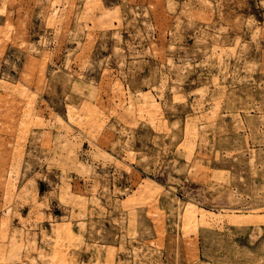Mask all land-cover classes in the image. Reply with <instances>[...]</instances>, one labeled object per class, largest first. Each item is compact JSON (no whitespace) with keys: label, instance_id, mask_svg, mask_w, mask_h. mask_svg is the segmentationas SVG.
Segmentation results:
<instances>
[{"label":"rangeland","instance_id":"obj_1","mask_svg":"<svg viewBox=\"0 0 264 264\" xmlns=\"http://www.w3.org/2000/svg\"><path fill=\"white\" fill-rule=\"evenodd\" d=\"M0 264H264V0H0Z\"/></svg>","mask_w":264,"mask_h":264},{"label":"bare ground","instance_id":"obj_2","mask_svg":"<svg viewBox=\"0 0 264 264\" xmlns=\"http://www.w3.org/2000/svg\"><path fill=\"white\" fill-rule=\"evenodd\" d=\"M8 29H12V24L11 23H8ZM190 207H192V206H190ZM187 208V207H186ZM188 209V208H187ZM188 211V210H187Z\"/></svg>","mask_w":264,"mask_h":264}]
</instances>
